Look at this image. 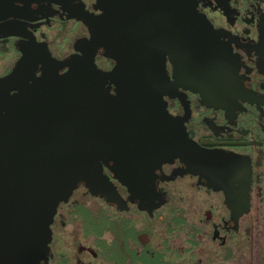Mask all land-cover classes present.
Listing matches in <instances>:
<instances>
[{
    "label": "flooded vegetation",
    "instance_id": "obj_1",
    "mask_svg": "<svg viewBox=\"0 0 264 264\" xmlns=\"http://www.w3.org/2000/svg\"><path fill=\"white\" fill-rule=\"evenodd\" d=\"M14 2L20 9L0 17V76L23 53L35 75L42 72L45 52L58 58L82 53L90 29L78 14L101 11L96 0ZM194 2L211 24L208 51L221 55L219 69L227 73L229 89L210 98L173 82L163 98L190 145L211 154L213 168L193 169L179 154L150 168L152 160L144 156L136 177L123 169L118 178L108 165L112 160L103 161L122 207L79 183L57 205L42 264H165L169 249L185 264H264V0ZM94 60L104 69L115 62L102 46ZM166 66L171 73L169 59ZM104 84L115 92L113 81ZM81 186L101 199L100 212L77 203ZM72 202L75 208L67 210ZM131 213L140 224L130 221ZM70 216L74 221L66 228ZM155 222L165 225L163 240L153 236Z\"/></svg>",
    "mask_w": 264,
    "mask_h": 264
},
{
    "label": "water",
    "instance_id": "obj_2",
    "mask_svg": "<svg viewBox=\"0 0 264 264\" xmlns=\"http://www.w3.org/2000/svg\"><path fill=\"white\" fill-rule=\"evenodd\" d=\"M96 1L98 14H78L90 29L82 53L45 52L40 75L23 53L0 76V264L47 259L53 214L79 183L122 207L103 161L112 160L118 178L123 169L136 177L144 156L150 168L175 154L193 169L213 168L211 154L190 145L163 98L173 82L210 98L229 89L221 55L208 51L211 24L194 0ZM19 9L0 0V17ZM98 46L115 60L109 69L94 60Z\"/></svg>",
    "mask_w": 264,
    "mask_h": 264
},
{
    "label": "rangeland",
    "instance_id": "obj_3",
    "mask_svg": "<svg viewBox=\"0 0 264 264\" xmlns=\"http://www.w3.org/2000/svg\"><path fill=\"white\" fill-rule=\"evenodd\" d=\"M84 189V186H81L79 187L76 192H75V196L78 198V202L77 203H82L83 206L89 208L90 210L94 211V212H100L101 211V208H103V203L101 201V199H99V197L89 193V192H86L84 193L82 190ZM77 206V205H76ZM75 208V203L72 202V204H68L66 205V209H74ZM69 213V211L67 212ZM71 214V213H69ZM134 215V216H133ZM130 217V221L133 219L134 221L135 220H138L137 224H140L141 221L138 219V216L134 213H131L129 215ZM74 221V217L70 216V221L66 224V228L71 226L72 225V222ZM155 226L153 227V236L155 237V240H163L162 238L165 236L166 234V230H165V225L163 223H159V222H155L154 223ZM153 224V225H154ZM64 227V229H65ZM68 230V229H66ZM92 238V243L95 245H97V240L94 238L93 234L91 236ZM157 247H159L158 244H155ZM97 249H99V245L96 246ZM167 250V249H166ZM168 255L166 257V260L167 261H164L165 264H185V263H180L179 261H181L180 259V254L179 252L175 253L174 250H171L169 249L167 251ZM158 253V252H157ZM176 259H178L179 261H177Z\"/></svg>",
    "mask_w": 264,
    "mask_h": 264
}]
</instances>
